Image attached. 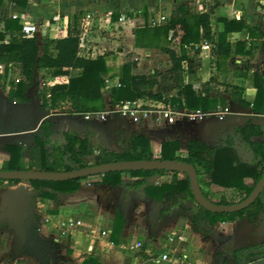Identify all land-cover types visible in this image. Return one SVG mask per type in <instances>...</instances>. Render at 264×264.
<instances>
[{
    "label": "crops",
    "instance_id": "crops-1",
    "mask_svg": "<svg viewBox=\"0 0 264 264\" xmlns=\"http://www.w3.org/2000/svg\"><path fill=\"white\" fill-rule=\"evenodd\" d=\"M188 1L24 0L26 6H21L14 0H4L0 4V28H3L7 19L18 15L24 23L38 26V39L42 45L46 38L56 40L67 37L74 16L79 15L76 14L77 11L90 10L97 16H104L107 12H113V16L117 19L120 16L119 11L124 10L128 12L131 21L119 39L109 42L117 51H107L105 55H109L108 58H116L118 55L120 60L128 57L126 61H121L122 65L137 59L135 69L137 74L158 73L159 82L155 92L165 97L166 94L161 88L164 77L171 75L170 78L173 80L172 63L169 56L165 54L168 57V67L165 70H160L154 68V57L159 56L157 49H141L135 46V31L137 29H141L147 24L157 27L152 25L153 18L157 13H160V10L156 9L157 4L169 3L165 9H162L161 13L167 15L168 20L176 3L188 5L190 11L195 15L205 14L213 9L212 32L214 34L224 31L223 20H244L246 25L253 30L250 31L245 28L228 35V40L234 46V50L221 69L217 67L219 57L216 52L214 50H202L201 43L203 41L197 46V49L189 48V60L183 63L185 83H188L192 78L194 90L198 96L215 99L220 96L228 99L227 108L233 110L235 113L233 116H229L224 122H219L212 117L196 125L183 120L175 125L164 123L162 126H156L152 121L133 124L129 120L117 118L112 125L108 126L107 130L105 127L106 133L114 137H118L120 132L127 136L131 134L146 136L150 139L157 158L160 156V148L163 142L179 141L181 150L178 155L186 157L189 141L200 140L212 148L225 146L227 137L234 135L235 128L250 119L264 128V116H253L254 113L251 109H246L233 101L228 88L230 85L240 88L242 98L247 103L253 104L257 94L255 77L260 75L264 78V15L260 9L261 0H194L193 4H189L190 1ZM144 11H147L148 17ZM237 43H247L245 51L248 53L236 52ZM170 47L178 52L180 50L175 43ZM140 58L142 62L139 66L138 60ZM121 64L119 67L122 66ZM190 69L193 73H190ZM117 74H113L114 76L109 79V87L112 89L120 84ZM37 85L38 81L33 88L39 87ZM32 89L29 94L33 105L12 103L0 89L1 147L7 144L29 145L34 141L45 119L51 118L53 121L54 116L61 114V110L47 114L38 107H34L39 102L38 97L32 96L34 95ZM169 93L168 99L177 97V87L174 86ZM140 100L147 105L156 101L148 98ZM164 104L172 106L171 104ZM63 110L67 112L62 113V121L68 129L72 130L69 126L73 125L76 129L85 127L92 130L93 122L83 124L80 119L69 113V106ZM18 123H20L21 129L16 128ZM53 123L55 126L54 121ZM110 144L111 150L119 151L116 138H113ZM106 147L108 148V146ZM186 176L184 173H179L178 178L184 180ZM126 177H128L127 180H125ZM172 179L173 174H169L158 178L155 184H170ZM135 180L129 174L122 176L123 184L132 183ZM208 180L207 176H199L200 185L207 192L208 199L218 204L229 193L217 185L206 186L205 183ZM101 182L102 178L99 176L89 177L82 182V187L78 191L59 194L56 201L34 197L31 205L33 211L28 216H23L13 210L19 203L21 186H25L27 192L34 193L32 189L30 190V185L27 183H21L17 186L0 185V264H7V260L11 264H44L41 247H44L48 242L50 245L56 243L54 246L58 253L63 251V246L68 244L70 247L67 261L54 260L52 264H85L90 258L96 259L98 264H169L162 261L156 262L165 252H171L173 255L186 253L189 255L192 264H220L218 254H225L226 259L224 261L227 264H234V261L226 255L227 251L241 245L258 244L251 243L254 239L252 228L256 223H250L247 219L216 225L201 221L195 222L189 209L193 202L187 194H184L183 198L187 200L189 205L175 209L172 213L161 214V211L169 209L171 204L147 196L144 190L135 191L124 187L111 188ZM245 183L249 187L255 184L252 179H246ZM68 213H72L77 219L82 220L84 226L73 232L61 230L59 222ZM34 215L44 216V221L35 223ZM117 215L121 216V221L117 222ZM46 218L51 219V222L46 223ZM115 225L121 228V233L117 241L113 242ZM35 227H39V229ZM106 229L111 231L110 236L101 237L100 233ZM92 231H95V234ZM174 234L182 235L186 241L175 238ZM170 238L173 240L170 241ZM63 242L65 244H62ZM138 243L143 244L141 249H137ZM78 245L83 246L84 252L78 248ZM76 258V263L71 262Z\"/></svg>",
    "mask_w": 264,
    "mask_h": 264
},
{
    "label": "trees",
    "instance_id": "trees-1",
    "mask_svg": "<svg viewBox=\"0 0 264 264\" xmlns=\"http://www.w3.org/2000/svg\"><path fill=\"white\" fill-rule=\"evenodd\" d=\"M4 0H0V4ZM21 6H26L24 0H14ZM148 17L147 11H144ZM213 9L202 15H195L188 5L176 3L170 19L157 27L147 24L135 31V46L141 49H159L169 56L172 63V77L178 89V96L166 99L155 92L159 82V74L135 73L137 60L124 63L118 69L120 87L112 89L113 103L153 99L179 110L203 112L218 111L229 105L228 99H218L198 96L194 90V81L190 78L184 81V65L189 60V48H195L202 41L214 47L218 55L217 67L222 66L230 58L234 46L229 42L228 35L232 32L248 28L244 20H223V32H212ZM80 15H75L67 37L50 40L46 38L40 44L38 37L29 38L23 33L24 21L9 18L0 28V88L7 95V99L19 105L32 102L31 89L39 79L58 76H71L66 84L46 86L39 92V106L47 114L62 110L69 105V113L99 112L105 109L103 89L115 72L114 66L109 64V55L96 59H87L80 55V31L78 21ZM175 43L179 52L171 49ZM247 43H237L235 51H245ZM190 73L193 71L190 69ZM39 75H41L39 77ZM257 89L253 104L242 98V90L235 86H228L232 100L246 109H251L255 115L264 116V78L255 77ZM117 144L119 151L111 150L98 141H91L82 137L76 131L67 129L57 134L51 119H45L28 149L17 144L0 146V172L2 171H34L50 173L76 172L85 168L103 164L125 161H180L195 166L198 175L209 178L206 186L217 185L229 193L224 196L219 205H232L245 201L253 192L256 185L264 176V128L252 119L235 128L234 135L226 139L225 146L210 147L200 140L187 143V156H179L181 144L179 141H165L160 148L157 158L153 146L146 136L120 132ZM123 174H129L136 179L132 183L123 184ZM173 174L170 184H155V180ZM179 172L166 170L114 172L98 175L102 184L111 188L124 187L135 191L144 190L147 196L171 204L163 213H172L189 205L183 198L187 194L192 200L190 211L195 222L201 221L216 225L218 223H234L239 219H247L250 223H264V193L257 201L245 210L236 213H211L199 205L191 190L188 176L179 180ZM89 179L81 178L65 182L32 181L30 187L35 197L42 200L58 199L62 193H73L82 187V182ZM252 179L255 184L251 187L245 183ZM18 180H0V185L17 186ZM206 198L208 194L203 187ZM117 215V222L121 221ZM121 228L115 225L113 242L117 241ZM234 264H264V241L258 244L241 245L226 252ZM85 264H98L90 258Z\"/></svg>",
    "mask_w": 264,
    "mask_h": 264
},
{
    "label": "built area",
    "instance_id": "built-area-1",
    "mask_svg": "<svg viewBox=\"0 0 264 264\" xmlns=\"http://www.w3.org/2000/svg\"><path fill=\"white\" fill-rule=\"evenodd\" d=\"M261 3V13L264 15V0ZM119 17L116 19L113 12H107L104 16H97L94 12H89L82 18H79L78 28L80 31V55L87 59L97 58L99 55H105L107 51H117L109 42L120 38L126 26L130 23L128 12L124 10L119 11ZM14 18H19L14 15ZM168 16L157 13L152 20L153 26H159L167 22ZM39 28L36 24L24 23L23 33L29 37H38ZM95 33L98 37L95 38ZM197 49V46H195ZM202 50L212 51L214 47L208 42L201 43ZM137 60V59H136ZM141 58L138 60V65H141ZM2 66L0 65V72ZM71 76H58L38 80V85L41 87L53 86L56 84H66L69 82ZM120 87V84L119 86ZM112 88L108 85L103 89L105 109L99 112L79 113L74 114L77 119H80L83 124H89L93 121H100L105 123L106 130L109 125H112L115 119L123 118L131 121L133 124H139L143 121H152L156 126H162L164 123L168 125H175L176 123L187 120L192 124H200L209 118H215L219 122H224L229 116L235 113L231 108L221 109L215 112H203L201 110L189 111L179 110L173 106L165 105L161 101H152L150 105L145 104L141 100L127 101L124 103H113ZM109 93V94H108ZM253 116H258L252 114ZM155 181H158L156 179ZM46 223H50L51 219L46 218ZM84 226V222L77 219L72 213H68L65 218L59 222V227L65 232H73ZM95 234V231H92ZM111 231L106 229L100 233L101 237L110 236ZM175 238L186 241L182 235L174 234ZM173 238H170L172 241ZM143 247L142 243L137 244V249ZM167 262L169 264H192L189 255L186 253L173 255L171 252H165L156 261Z\"/></svg>",
    "mask_w": 264,
    "mask_h": 264
},
{
    "label": "water",
    "instance_id": "water-1",
    "mask_svg": "<svg viewBox=\"0 0 264 264\" xmlns=\"http://www.w3.org/2000/svg\"><path fill=\"white\" fill-rule=\"evenodd\" d=\"M166 170L170 172H179L186 174L191 182V190L195 201L204 209L211 213H236L254 204L257 199L264 193V176L256 185L252 194L243 202L232 205H219L211 202L205 197L200 182L199 175L195 166L187 162L180 161H125L118 163L103 164L94 167L85 168L76 172L69 173H50V172H34V171H2L0 172V180H18L22 183L29 184L32 181H52L65 182L92 176L104 175L114 172H130V171H154ZM35 197V193L26 191L25 186L20 188V199L16 208L13 210L19 212L23 216L32 213L31 206Z\"/></svg>",
    "mask_w": 264,
    "mask_h": 264
},
{
    "label": "rangeland",
    "instance_id": "rangeland-1",
    "mask_svg": "<svg viewBox=\"0 0 264 264\" xmlns=\"http://www.w3.org/2000/svg\"><path fill=\"white\" fill-rule=\"evenodd\" d=\"M189 1H188L189 4H191V3L193 4V1L194 0H189ZM168 5H169V3L161 2V3H159V4L156 5V9L160 10V13H162V9H165ZM77 12L78 13H76V14H79L80 15V18H82L88 12H92V11H90V10L89 11H85L84 10V11H77ZM97 35H98V33H95V38L98 37ZM157 55H159V56H155L154 57V65H155L154 68H159L160 70H165L168 67V65H169V63H168V57L165 56V53H163L159 49H157ZM118 57L119 56L116 55V58H114V57H110L109 58V61H110L109 64L112 65V66H114V68H115L114 74L115 73L116 74L118 73V71H119L118 67L121 64V61H126L128 59V57H124L123 60H120ZM39 77H40V75H39ZM170 77H171V75H169L167 77H164L163 84L161 85V88H162L164 94L167 95V96L165 95V98L166 99H168L167 97L170 94L169 92L172 91L173 87L174 86L176 87L175 82H173V80ZM37 86H39V85H37ZM0 89L2 90V88H0ZM40 91H41V87L40 86L37 87L36 89L35 88L32 89V92L34 93V95H32V96L33 97L35 96L36 98L38 97V102L40 101V97L38 95ZM2 92L4 93L3 90H2ZM29 105H33V104L32 103L31 104L29 103ZM68 106L69 105H66V107H68ZM34 107H38V109H41V108H39L40 107L39 104L37 106H34ZM64 112H67V111H65V110L62 109L60 111L61 114L59 113L60 114L59 116H54L53 117V121L55 122V126H54L55 127V130H56L55 132L57 134H60L63 130L68 129V127L66 126V124L63 123V121H62V118H63L62 113H64ZM92 126H93L92 127V130L91 129H87L85 127L84 128L81 127L79 129H76L73 125L72 126H69V128H72V130L74 129V131H76L78 134L82 135L83 137H87L91 141H98V142L102 143L103 145L108 146V148L111 149L112 146H111L110 143L113 141V138L118 139V137H114L113 135H108L106 133V130H105L106 125L104 123H101V122L97 121V120L96 121H93ZM16 128L17 129L18 128L21 129L20 123H18V125H17ZM33 143H34V141L31 142L29 145L26 144L25 147L28 149L30 146L33 145ZM27 146H29V147H27ZM127 179H128V177H126L125 180H127ZM31 189L32 188H30V190ZM34 216H35V218H34V222L35 223H42L44 221V216L43 217H39V215H34ZM36 229H39V227L36 228ZM252 229H253L254 239H253V241H251V243L252 242H254V243H260V242L264 241V223L258 221V222H256V224L254 225V227ZM70 241H71V239H70ZM55 244L56 243H51V245H50V242H48V243H46L44 245V247L43 246L41 247L42 248V252H43V256H44L43 257L44 258V264H52V262H54V260H66L67 261V254H68V252L70 250V247H68V244H67V246L65 245V246L62 247L63 248V251L61 253L60 252L58 253V252L55 251V249H56L55 246H54ZM62 244H65V243L63 242ZM82 247H83L82 245H78V248L80 250L82 249V252H84ZM218 259H219L220 264H227V262L224 261L226 259L225 258V254H218ZM76 261H77V258L74 259V260H72L71 262H75L76 263ZM6 263L7 264H11L10 262H8V260L6 261Z\"/></svg>",
    "mask_w": 264,
    "mask_h": 264
}]
</instances>
